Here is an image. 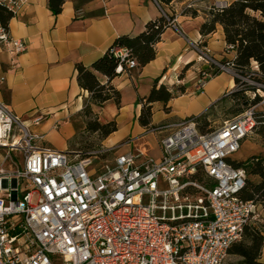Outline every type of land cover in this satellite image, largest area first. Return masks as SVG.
<instances>
[{"label": "built area", "instance_id": "2783aa9c", "mask_svg": "<svg viewBox=\"0 0 264 264\" xmlns=\"http://www.w3.org/2000/svg\"><path fill=\"white\" fill-rule=\"evenodd\" d=\"M29 1L0 5L17 15ZM161 11L180 31L176 16ZM0 47L19 55L27 43L0 22ZM192 47L214 70L201 71L199 89L218 70L245 81L258 101L207 132L195 118L152 127L167 131L159 156L136 137L128 150L94 166L97 154L80 157L49 146L46 134L33 129L42 114L24 118L0 99V264H226L262 207L241 198L248 172L230 160L246 137L264 129L258 107L264 75L256 61L246 77L235 71L233 58L219 60L198 42ZM112 50L118 69L139 65L129 48Z\"/></svg>", "mask_w": 264, "mask_h": 264}, {"label": "crops", "instance_id": "0c3cea01", "mask_svg": "<svg viewBox=\"0 0 264 264\" xmlns=\"http://www.w3.org/2000/svg\"><path fill=\"white\" fill-rule=\"evenodd\" d=\"M232 1L173 0L161 4L160 0H65L62 11L55 15L48 0H30L8 24L11 36L24 40L27 50L13 55L0 47V99L24 118L42 114L43 122L33 129L46 134L49 146L67 149L85 101L91 97L79 84L77 64L89 67L118 36L140 34L149 21L161 16L164 6L176 16L180 31L166 28L155 44V57L146 64L117 69L119 74L111 84L120 92L119 101L111 98L102 105L93 104L102 123L115 120L117 124V130L104 139L105 146L124 143L123 147L130 148L128 140L146 138L151 154L159 156V142L147 139L154 134L152 126L207 115L211 123L208 127L214 128L211 113L236 85L235 78L221 72L199 89L201 71L213 70V66L201 60L192 47L193 42L206 45L219 60L235 57V50L227 48L220 23L209 33L201 31L203 23L211 18V8H223ZM97 75L101 83L108 82L103 73ZM155 85H165L173 97L167 102H150L152 119L149 126H144L139 116ZM57 122L60 124L54 128ZM251 135L242 141L232 163L246 162L255 155L264 158V144L252 141L256 138H249ZM251 175L261 179L260 175Z\"/></svg>", "mask_w": 264, "mask_h": 264}, {"label": "trees", "instance_id": "16d2710c", "mask_svg": "<svg viewBox=\"0 0 264 264\" xmlns=\"http://www.w3.org/2000/svg\"><path fill=\"white\" fill-rule=\"evenodd\" d=\"M160 1L161 4H170L173 0ZM64 2L65 0H48L49 7L55 15L62 11ZM163 9L167 10L164 6ZM210 15L211 18L203 23L201 31L203 34L209 33L216 28L217 23L223 26L227 43L232 45L236 52L233 58L235 71L243 76H248L254 71L253 61H256L259 72L264 75V0H233L226 7L211 8ZM12 17L13 14L0 5V22L8 27ZM168 27L169 21L161 14L159 18L149 21L145 30L140 34L136 36L128 34L118 36L105 53L96 59L91 66L77 64L79 84L90 92L92 104L102 105L108 99L114 98L116 101L120 99V92L111 84V80L119 74L117 69L120 65L119 58L112 49L127 47L131 51L132 56L137 59L138 64L144 65L155 57V44ZM122 66L123 69L126 68L124 63H122ZM217 71L215 70L216 74L219 73ZM97 72L106 75L108 82L101 83ZM257 78L262 79V77ZM240 80V78L235 77L237 83ZM181 89L183 90V88ZM231 94L235 96L239 93L233 91ZM172 97L173 92L165 85H161L159 88L155 85L147 98V104L144 105L139 116L140 123L144 126H149L151 123L152 108L149 104L150 102L157 100L167 102ZM252 102L253 100L248 99L244 107ZM195 120L198 121V126L202 132L212 129L208 127L211 123L207 119V115L195 117ZM92 129L101 130L107 137L110 133L117 130V124L115 120L105 123L96 121ZM233 164L243 167L248 165L251 174L261 176L259 182L247 180V184L240 196L243 199H251L264 205V158L255 155L251 156L246 162H233ZM195 177H200L199 173ZM263 247L264 223L255 222L246 226L242 238L232 245L229 254L240 257L236 264H264V260H262Z\"/></svg>", "mask_w": 264, "mask_h": 264}, {"label": "rangeland", "instance_id": "374dc122", "mask_svg": "<svg viewBox=\"0 0 264 264\" xmlns=\"http://www.w3.org/2000/svg\"><path fill=\"white\" fill-rule=\"evenodd\" d=\"M257 14V13H255ZM248 77V76H246ZM250 85H248L245 81L240 80V82H236V85L233 89V91H237L239 94L232 96H226L221 100L217 108H214L213 112L211 113V119L213 122V127H216L220 125L225 119L233 117L237 113H239L242 108L246 105V101L249 99H252V92H250ZM232 91V92H233ZM231 92V93H232ZM91 97L85 101V105L81 111V114L79 115V118L76 122V132L75 135L71 138L67 149L72 150L74 152H79L78 154L80 157H86V156H96L97 154L98 158L94 159V166L96 165H102L109 161H111L114 156L117 153L123 152L125 148L122 144L113 146L108 151H103L105 146L104 139L106 136L103 134L101 130H94L92 129V126L96 123V121H100V113L96 111L95 106L91 102ZM258 99H254L252 103H256ZM261 109H264V104L258 106ZM113 121V120H111ZM109 122V121H108ZM163 135V133H154L149 134L150 138H155L158 142L160 140V137ZM249 138H256L255 140H252L254 142L260 143L262 142L264 144V129H258L251 137ZM146 138H142L139 140V142H144ZM262 157L261 155H259ZM247 172H248V181L252 182H259L260 178L252 176L250 173V167L246 166ZM203 182H207L208 179L203 175L202 176ZM264 207V205H262ZM260 216L257 219H253L252 222H258V223H264V213L262 214V208L259 209ZM240 260V257L234 254H229L226 264H236ZM262 260H264V255L262 256Z\"/></svg>", "mask_w": 264, "mask_h": 264}]
</instances>
